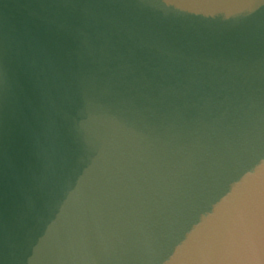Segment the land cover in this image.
Instances as JSON below:
<instances>
[{
  "label": "clouds",
  "instance_id": "9594fccd",
  "mask_svg": "<svg viewBox=\"0 0 264 264\" xmlns=\"http://www.w3.org/2000/svg\"><path fill=\"white\" fill-rule=\"evenodd\" d=\"M193 83L161 107L88 102L85 170L26 264H264V38Z\"/></svg>",
  "mask_w": 264,
  "mask_h": 264
},
{
  "label": "water",
  "instance_id": "95a60500",
  "mask_svg": "<svg viewBox=\"0 0 264 264\" xmlns=\"http://www.w3.org/2000/svg\"><path fill=\"white\" fill-rule=\"evenodd\" d=\"M141 3L0 0V264H26L71 199L90 100L182 103L202 74L264 38L256 0Z\"/></svg>",
  "mask_w": 264,
  "mask_h": 264
}]
</instances>
